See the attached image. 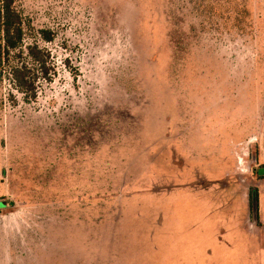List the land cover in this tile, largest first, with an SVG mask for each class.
Returning a JSON list of instances; mask_svg holds the SVG:
<instances>
[{
	"label": "rangeland",
	"instance_id": "1",
	"mask_svg": "<svg viewBox=\"0 0 264 264\" xmlns=\"http://www.w3.org/2000/svg\"><path fill=\"white\" fill-rule=\"evenodd\" d=\"M14 1L56 74L0 75V264H264V0Z\"/></svg>",
	"mask_w": 264,
	"mask_h": 264
},
{
	"label": "trees",
	"instance_id": "2",
	"mask_svg": "<svg viewBox=\"0 0 264 264\" xmlns=\"http://www.w3.org/2000/svg\"><path fill=\"white\" fill-rule=\"evenodd\" d=\"M212 1L214 4L209 5L211 12L219 0ZM39 34L46 42L54 39L53 33L49 30H40ZM24 39V21L15 7V1L0 0V75L8 69L6 73L10 76L15 89L27 101H31L37 98L41 84L51 83L56 73L50 52L37 43L27 46V57L24 56ZM15 58L21 62L15 64ZM255 174L259 179H264V165L258 167ZM252 194L257 207L258 191L254 189Z\"/></svg>",
	"mask_w": 264,
	"mask_h": 264
}]
</instances>
